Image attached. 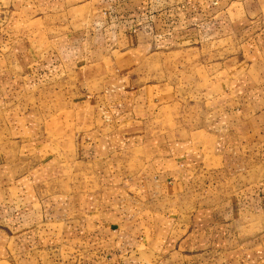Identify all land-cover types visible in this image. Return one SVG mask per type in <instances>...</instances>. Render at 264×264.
Returning <instances> with one entry per match:
<instances>
[{
    "label": "crops",
    "instance_id": "obj_1",
    "mask_svg": "<svg viewBox=\"0 0 264 264\" xmlns=\"http://www.w3.org/2000/svg\"><path fill=\"white\" fill-rule=\"evenodd\" d=\"M2 169L0 264H264V0H0Z\"/></svg>",
    "mask_w": 264,
    "mask_h": 264
},
{
    "label": "rangeland",
    "instance_id": "obj_2",
    "mask_svg": "<svg viewBox=\"0 0 264 264\" xmlns=\"http://www.w3.org/2000/svg\"><path fill=\"white\" fill-rule=\"evenodd\" d=\"M18 38H19V35L16 34L14 36L13 40L10 41V46L13 45V47L10 48V60L11 61L14 58L17 59L19 57V55L17 54V51L15 50L16 44L18 42V40H17ZM60 100H61V96L54 94L53 97L51 98V100L47 102L46 107H48V108L44 112L45 115H42V116H45V117L48 116L49 113H51V111H53L54 108H56L55 106ZM26 102H27V104L30 103L29 101H26ZM41 122H42V125H44L42 120H41ZM0 174H1L0 177H3V169L1 170ZM19 176L20 175H18V174L12 175V176L10 175L11 180H10L9 184L8 183L5 184L7 190L8 189L12 190V191H10L11 192L10 195H14L16 197V199H14L16 209L19 208L18 204H20L21 202L26 203V205H30V202L27 201L28 200L27 196H25L23 199L18 198L17 193L19 192L18 191V187H19V179L18 178H19ZM0 186H2V183H0ZM0 191H2V187L0 188ZM19 194L22 195L23 193L19 192ZM25 199H27V200H25ZM21 225H23V224H21ZM47 228H49V226ZM52 228L54 229V231L51 233V235H49L47 237V239H46L47 241L45 243L44 248L47 250L50 247H52V248L57 247L58 249L56 251H58V254L57 255L55 254L56 253L55 250L52 252L50 250H47V252L45 253V256L48 259L56 256V257H58V260L60 262L62 261V262H64L63 264H65L71 255L76 254V252H77L76 248L79 247L80 242H79V240H76V239L70 240V238H68L67 235H65L66 232H64V233L62 232V229H63L62 226L58 225V226H54ZM62 233H63V235H62ZM51 238H54V239H51ZM43 242H45V240ZM71 252H75V253L71 254ZM49 253H53V254L50 255Z\"/></svg>",
    "mask_w": 264,
    "mask_h": 264
}]
</instances>
